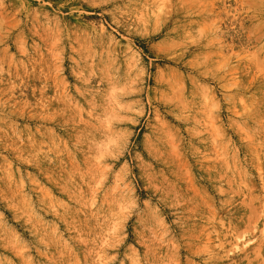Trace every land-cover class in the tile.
Wrapping results in <instances>:
<instances>
[{
	"label": "rangeland",
	"instance_id": "1",
	"mask_svg": "<svg viewBox=\"0 0 264 264\" xmlns=\"http://www.w3.org/2000/svg\"><path fill=\"white\" fill-rule=\"evenodd\" d=\"M0 264H264V0H0Z\"/></svg>",
	"mask_w": 264,
	"mask_h": 264
}]
</instances>
